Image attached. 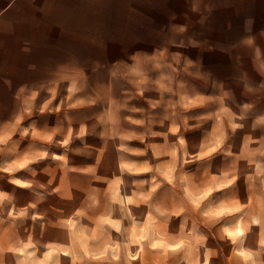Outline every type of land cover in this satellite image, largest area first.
Masks as SVG:
<instances>
[{
  "label": "rangeland",
  "instance_id": "obj_1",
  "mask_svg": "<svg viewBox=\"0 0 264 264\" xmlns=\"http://www.w3.org/2000/svg\"><path fill=\"white\" fill-rule=\"evenodd\" d=\"M118 6L74 72L0 66V264L255 260L264 66L196 0Z\"/></svg>",
  "mask_w": 264,
  "mask_h": 264
},
{
  "label": "crops",
  "instance_id": "obj_2",
  "mask_svg": "<svg viewBox=\"0 0 264 264\" xmlns=\"http://www.w3.org/2000/svg\"><path fill=\"white\" fill-rule=\"evenodd\" d=\"M154 10L180 0H144ZM188 1V0H185ZM120 0H0V66L6 73H71L76 70L77 41L109 39ZM202 19L212 18L223 30L217 39L230 43L240 61L264 66V0H196ZM27 49V51L25 50ZM249 69L250 72L253 71ZM245 232L264 234V221L257 228L247 222ZM264 241V235L257 238ZM252 245V244H250ZM252 248H259L257 245ZM246 248H249L247 241ZM261 248H263L261 246ZM244 264H264V254ZM118 264L122 259H110ZM71 264H83L70 258ZM107 262V259H103ZM116 261V262H115ZM214 263L217 261L214 258ZM218 264H221L218 261ZM224 264H236L231 254Z\"/></svg>",
  "mask_w": 264,
  "mask_h": 264
},
{
  "label": "clouds",
  "instance_id": "obj_3",
  "mask_svg": "<svg viewBox=\"0 0 264 264\" xmlns=\"http://www.w3.org/2000/svg\"><path fill=\"white\" fill-rule=\"evenodd\" d=\"M27 51V49H25Z\"/></svg>",
  "mask_w": 264,
  "mask_h": 264
}]
</instances>
